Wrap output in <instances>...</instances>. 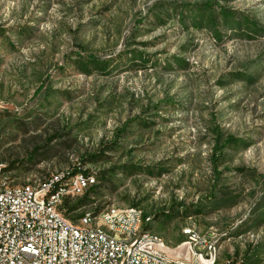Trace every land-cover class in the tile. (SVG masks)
<instances>
[{
  "label": "rangeland",
  "instance_id": "obj_1",
  "mask_svg": "<svg viewBox=\"0 0 264 264\" xmlns=\"http://www.w3.org/2000/svg\"><path fill=\"white\" fill-rule=\"evenodd\" d=\"M206 3L258 29L182 16ZM216 125L244 143L217 170ZM96 153L86 168L109 172L95 203L64 211L74 223L139 206L171 247L195 234L217 240L219 264L246 251L264 264V0H0L8 176L36 185Z\"/></svg>",
  "mask_w": 264,
  "mask_h": 264
},
{
  "label": "built area",
  "instance_id": "obj_2",
  "mask_svg": "<svg viewBox=\"0 0 264 264\" xmlns=\"http://www.w3.org/2000/svg\"><path fill=\"white\" fill-rule=\"evenodd\" d=\"M5 166L0 162V264L217 262V240L198 246L192 234L171 247L147 228L153 216L139 206L113 204L98 213L86 210L77 224L68 219L64 200L83 195L97 182L92 168L70 176L62 171L34 185L15 183Z\"/></svg>",
  "mask_w": 264,
  "mask_h": 264
},
{
  "label": "trees",
  "instance_id": "obj_3",
  "mask_svg": "<svg viewBox=\"0 0 264 264\" xmlns=\"http://www.w3.org/2000/svg\"><path fill=\"white\" fill-rule=\"evenodd\" d=\"M220 10L219 12L217 10ZM183 12V17L185 18H191V20H193V22H198L200 28H202L206 22V17L205 15H209L212 13L217 12L218 15L217 17H219L220 21H224V25L223 26H228V25H236V29H241L242 25L248 26L249 29L254 30V29H258L257 26L254 25V23H249V21H245L246 19L243 17V15H233L229 10L223 8V7H219L216 6V4L214 5L213 3H206L203 5V7L200 8H193L188 10V12L185 14V12L183 11V9H181ZM176 15L177 16H181L177 9H176ZM156 18H158V16L156 15ZM235 18H240V19H235ZM203 20V21H202ZM218 20V19H217ZM238 26V28H237ZM219 28V26H218ZM221 34V31L218 30V35ZM245 36H248V33H245ZM90 60L92 62L95 61V59L90 58ZM88 65L87 66H91L92 63H89L90 61H86ZM95 67H106L105 64H100V63H94ZM88 68V67H87ZM238 73H235L234 75H237ZM133 120V119H132ZM131 124V121H128L127 123H125V127L118 129L117 131V135L121 136L125 131L127 126H129ZM214 134L216 135V146H215V150L217 152V154L213 155L212 157V162L214 163V166L217 170V167L220 165V161L221 158L224 156L225 154V150L224 148L226 147H231V148H235L240 146L241 143L239 141V139L237 137L234 136H225V134L222 132V129L220 128V126L216 125L215 128L213 129ZM101 157V154L96 153V154H89L88 156L84 157L81 162L75 166L73 168V171L71 172H67V175H74L77 172H83L85 174H87L89 172V169L86 168V164L89 160H98ZM122 167H116V169H121ZM5 170L7 171V166H5ZM108 170H104V171H100L99 173L96 174V178L98 181H103L106 178V175L108 174ZM101 185H99L98 183H95L94 185L90 186L88 189H86V191L84 192L83 195L76 197V201H72L73 198H66L64 200L63 203V210L65 211L66 214H70L74 211H79L81 210L83 207L93 204L96 202V198L99 195ZM227 194V193H226ZM221 203L223 204H227L226 206H234L237 203V197L236 196H230L228 198H226L225 200H222ZM101 209L97 208L94 210V213H98ZM82 213L80 214H76L75 218L79 219L81 217ZM184 241V240H181ZM240 256V252L236 253V257ZM250 256V257H249ZM241 262L235 261L233 258H230L226 264H260L259 259H257L256 255H251L249 251H246V253L243 254V257H241ZM239 262V263H238ZM216 264H219V257L217 259Z\"/></svg>",
  "mask_w": 264,
  "mask_h": 264
}]
</instances>
